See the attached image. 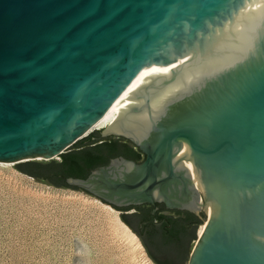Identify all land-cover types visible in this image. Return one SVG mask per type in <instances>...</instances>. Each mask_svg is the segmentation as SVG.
<instances>
[{
	"label": "water",
	"instance_id": "95a60500",
	"mask_svg": "<svg viewBox=\"0 0 264 264\" xmlns=\"http://www.w3.org/2000/svg\"><path fill=\"white\" fill-rule=\"evenodd\" d=\"M243 3L0 0V162L58 160L139 73L162 68L171 74L156 87L174 83L163 113L150 108L154 83L128 111L147 113L148 137L101 132L144 161L115 158L66 184L116 208L150 204L152 214L161 201L185 207L175 193L187 187L186 207L206 220L186 264H264V0H250L224 64L176 81L203 62L213 28Z\"/></svg>",
	"mask_w": 264,
	"mask_h": 264
},
{
	"label": "rangeland",
	"instance_id": "374dc122",
	"mask_svg": "<svg viewBox=\"0 0 264 264\" xmlns=\"http://www.w3.org/2000/svg\"><path fill=\"white\" fill-rule=\"evenodd\" d=\"M21 163L0 162V264H155L124 211L38 182L19 172Z\"/></svg>",
	"mask_w": 264,
	"mask_h": 264
},
{
	"label": "trees",
	"instance_id": "16d2710c",
	"mask_svg": "<svg viewBox=\"0 0 264 264\" xmlns=\"http://www.w3.org/2000/svg\"><path fill=\"white\" fill-rule=\"evenodd\" d=\"M141 156L139 150L127 140L115 137L103 138L99 131H94L60 155L58 161H28L17 165V169L38 182L85 192L67 185L65 179H86L94 169L106 166L112 159L122 157L140 162ZM134 216L135 214L130 215L131 218ZM204 217L205 215L201 213L200 217L190 215L189 218L169 223L159 217L145 218L141 220L143 225L141 231L131 226L133 219L128 220L125 217L123 219L138 236L155 264H186L191 251L190 241L196 239L195 231L202 224ZM192 220L194 223L189 231L186 225Z\"/></svg>",
	"mask_w": 264,
	"mask_h": 264
},
{
	"label": "bare ground",
	"instance_id": "6f19581e",
	"mask_svg": "<svg viewBox=\"0 0 264 264\" xmlns=\"http://www.w3.org/2000/svg\"><path fill=\"white\" fill-rule=\"evenodd\" d=\"M250 0H244V3L238 7V11H233L231 18H225L224 21L213 28L211 33V39L207 42L204 53L200 57L203 62L195 67L188 68L183 61L181 65H186L180 75H178L176 81L181 77L189 74L192 71L204 69L208 67L221 66L230 57L233 47L235 45L236 37L242 17L248 7ZM226 51L224 55L217 56L212 52ZM207 65H209L207 67ZM180 67V66H179ZM178 67V68H179ZM171 72L159 67H149L146 70L139 73L131 82V84L121 93V95L114 101L104 116L91 130L106 128L107 131L115 133H124L134 137L136 140L142 141L149 135L150 122L147 113L143 111L139 114H129L128 111L133 106H139L135 99L136 95L142 93L144 88L150 83H154L155 88L150 91V108L153 112V116L158 117L163 113L165 107L168 105L167 99L173 84L164 88H158L161 80L170 77ZM189 151L187 146L184 147L183 157H188ZM194 175L196 184L199 186L198 180L194 173L193 164L189 161H185L184 164ZM211 213L207 211L209 216ZM127 229L128 227L125 226ZM204 225H201L198 230L200 235ZM133 235V234H132Z\"/></svg>",
	"mask_w": 264,
	"mask_h": 264
},
{
	"label": "flooded vegetation",
	"instance_id": "af4514ba",
	"mask_svg": "<svg viewBox=\"0 0 264 264\" xmlns=\"http://www.w3.org/2000/svg\"><path fill=\"white\" fill-rule=\"evenodd\" d=\"M138 149V148H137ZM139 150V149H138ZM139 152L141 153V160L140 162H135L137 164L141 163L144 161L145 159V155L139 150ZM175 196L177 197V199L180 200L181 204H183L184 206H189L190 203L193 201L194 196L193 193L190 192V190L187 187H178V189L176 190ZM156 211L155 214H152V210L154 208V206L150 205V204H139V205H130L127 207H120L118 209H120L121 211H124L123 213H125L126 217L125 218H131L130 215L135 214V216L131 219H133V221L135 223H131V226L135 229H137V231H141L143 229V225L141 224V220L145 219V218H156L159 217L160 219L164 220V222H171V221H176V220H181L182 218H189L190 215H194L196 217H199L198 215H196L193 211H191L188 207H169L167 205V203H165L164 201L161 202H157L156 203ZM130 211V213H129ZM129 214V215H128ZM194 223V220H192V222L187 223V230L190 231V229L192 228ZM170 225H168L169 227Z\"/></svg>",
	"mask_w": 264,
	"mask_h": 264
}]
</instances>
